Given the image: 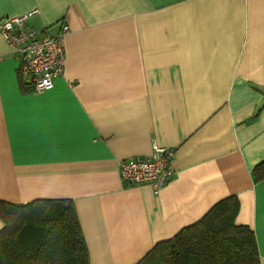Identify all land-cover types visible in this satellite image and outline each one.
I'll use <instances>...</instances> for the list:
<instances>
[{
  "label": "crops",
  "instance_id": "obj_1",
  "mask_svg": "<svg viewBox=\"0 0 264 264\" xmlns=\"http://www.w3.org/2000/svg\"><path fill=\"white\" fill-rule=\"evenodd\" d=\"M33 9L69 27L64 66L36 92L0 34V201L70 200L89 264H136L235 196L264 264V0H0ZM154 145L175 150L157 195L118 173Z\"/></svg>",
  "mask_w": 264,
  "mask_h": 264
},
{
  "label": "trees",
  "instance_id": "obj_2",
  "mask_svg": "<svg viewBox=\"0 0 264 264\" xmlns=\"http://www.w3.org/2000/svg\"><path fill=\"white\" fill-rule=\"evenodd\" d=\"M238 209L235 196L215 203L136 264H146L152 256L159 264H260L253 231L234 221ZM0 219V264H89L72 201H0Z\"/></svg>",
  "mask_w": 264,
  "mask_h": 264
},
{
  "label": "built area",
  "instance_id": "obj_3",
  "mask_svg": "<svg viewBox=\"0 0 264 264\" xmlns=\"http://www.w3.org/2000/svg\"><path fill=\"white\" fill-rule=\"evenodd\" d=\"M36 13L38 9L0 18V34L7 42L11 55L19 62L18 72L23 85L42 92L52 88L54 79L62 73L65 56L63 38L69 27L61 22L52 35L39 32L27 23ZM174 156V149L154 145L149 157L130 156L120 160L118 173L125 183L147 185L157 195L172 178Z\"/></svg>",
  "mask_w": 264,
  "mask_h": 264
},
{
  "label": "rangeland",
  "instance_id": "obj_4",
  "mask_svg": "<svg viewBox=\"0 0 264 264\" xmlns=\"http://www.w3.org/2000/svg\"><path fill=\"white\" fill-rule=\"evenodd\" d=\"M153 258H154L153 256H152V257H150L148 260H146V262H145V263H146V264H159V263H158V261H155V262H154V260H153V261H151Z\"/></svg>",
  "mask_w": 264,
  "mask_h": 264
}]
</instances>
